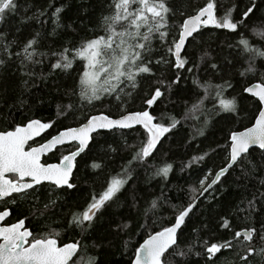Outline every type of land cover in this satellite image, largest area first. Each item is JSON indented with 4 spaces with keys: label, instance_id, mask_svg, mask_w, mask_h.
I'll list each match as a JSON object with an SVG mask.
<instances>
[{
    "label": "trees",
    "instance_id": "trees-1",
    "mask_svg": "<svg viewBox=\"0 0 264 264\" xmlns=\"http://www.w3.org/2000/svg\"><path fill=\"white\" fill-rule=\"evenodd\" d=\"M210 4L213 21L189 39L179 66L184 21ZM96 41L114 44L124 67L109 88L87 81ZM254 82L264 84V0H0V131L40 119L52 133L148 109L167 129L152 149L142 126L95 134L74 188L17 196L12 218L79 240L70 264H132L149 235L198 199L164 264H264V151L244 155L200 197L229 163L231 135L262 108L245 92ZM95 204L92 220H77Z\"/></svg>",
    "mask_w": 264,
    "mask_h": 264
},
{
    "label": "water",
    "instance_id": "water-1",
    "mask_svg": "<svg viewBox=\"0 0 264 264\" xmlns=\"http://www.w3.org/2000/svg\"><path fill=\"white\" fill-rule=\"evenodd\" d=\"M214 12V6L210 4L185 19L175 51L179 66L189 39L202 27L212 23ZM245 92L257 98L262 108L253 125L235 131L231 135L230 161L215 174L200 197H204L244 155L253 149L264 151V84L254 82L247 86ZM138 126L144 127L149 132L151 136L149 148H155L162 139L163 130L149 109L127 112L117 117L105 113L92 115L81 125L64 129L42 145L30 150H26L27 145L48 131L51 127L49 123L33 119L17 126L14 130L0 131V199L12 192L24 191L43 182L54 183L59 187H72L70 180L75 170L76 159L88 149L95 134ZM73 142H78L80 148L65 156L60 163H43V157L53 152L56 147ZM10 173L19 174L21 179L30 177L32 182H22L16 186L6 177ZM197 202L198 199L169 227L149 235L138 247L132 264H164L165 254L177 244L179 231ZM2 218L3 215L0 214V240L4 239L0 243V264H68L79 250V245L75 243L57 248V241L53 239L38 240L26 247V239L30 232L26 231L22 236H15L19 226H1ZM240 236L250 241L253 236L252 230H242ZM18 240L20 241L16 246Z\"/></svg>",
    "mask_w": 264,
    "mask_h": 264
},
{
    "label": "flooded vegetation",
    "instance_id": "flooded-vegetation-1",
    "mask_svg": "<svg viewBox=\"0 0 264 264\" xmlns=\"http://www.w3.org/2000/svg\"><path fill=\"white\" fill-rule=\"evenodd\" d=\"M72 127H75V126H72ZM16 128H14V129H16ZM67 128H70V127H66V128L60 129L59 131L50 133V130H51V127H50V129L48 131L44 132L40 137H38L37 139L31 141L27 145L26 150H30V149H32L34 147L42 145L43 143H45L46 141L51 139L53 136L57 135L62 130L67 129ZM14 129H12V130H14ZM79 148H80V144L78 142H73V143H70V144L58 146V147H56V149L53 152L49 153L48 155H45L43 157L42 161H43L44 164L60 163L61 160L65 156H67V155H69L71 153H74ZM57 153H62V156L59 157V154H57ZM55 154H57V156H55ZM53 155H54V157H53ZM80 156H78L77 159H76L75 170H74V172L72 174V178L70 180V183H71L72 187H69V186L59 187L58 185H56L54 183L43 182L41 184L35 185V186H33V187H31V188H29L27 190H24V191L12 192L8 196L3 197V198L0 199V214L3 215L1 226H4V227L19 226V229L14 234L15 236L16 235L17 236H22V233H24L26 231H29L30 235L26 239L27 240L26 247L29 246L30 244H32L33 242L38 241V240L53 239V240L57 241V245H56L57 248L63 247L65 245L69 244V243L78 244L79 245V250H78L77 254L79 253V251H80L79 240L62 241L61 237H60V234H59V232L57 230H54L52 232H44V233H41V234H37L33 230L32 226H30V224L27 222L26 218L13 219L12 218V208H11L10 202H12L15 197L21 196L23 194H27V193L35 190L36 188L40 187L41 185H44V184H48V185L54 186V187H56L58 189H62V188L73 189L74 185H75L73 183L74 175H75V172H76V169H77V166H78V161H79ZM6 177H8L10 179L11 183H14L16 186L19 185L22 182H32V179L30 177H26L25 179H21L19 174H16V173H10V174L6 175ZM99 208H100V205L99 204H95L94 206H92L88 210L84 211L81 214L80 217L78 216L79 219L77 218V220H80L81 222H87L88 220H92L94 218V216L96 215V213H97ZM3 240L4 239L0 240V243ZM19 241L20 240H18L16 242V246L18 245ZM70 263H71V261L68 264H70Z\"/></svg>",
    "mask_w": 264,
    "mask_h": 264
},
{
    "label": "rangeland",
    "instance_id": "rangeland-1",
    "mask_svg": "<svg viewBox=\"0 0 264 264\" xmlns=\"http://www.w3.org/2000/svg\"><path fill=\"white\" fill-rule=\"evenodd\" d=\"M131 36L132 33L130 32L129 37L131 38ZM129 39L125 41L127 42ZM106 43L107 42L104 41L93 42L87 46V50L85 53V57L88 62V72L86 74L87 81L89 83H93L94 89H98V87L101 86H103L104 88H109V86H112V79L116 78L118 75L124 72V67H121L122 61L118 60L120 57V53H118L117 47H113L114 44H109L106 46ZM130 67L131 70L134 65H131ZM162 130V134L167 131V129L164 127H162ZM207 181V179L203 180V182L201 183L202 188L206 186ZM120 187V182L114 183L110 186V188L107 189L104 196L108 198L115 192L116 189H119Z\"/></svg>",
    "mask_w": 264,
    "mask_h": 264
}]
</instances>
